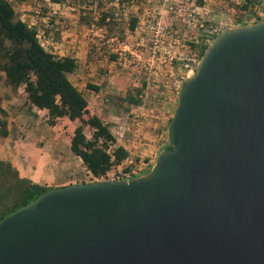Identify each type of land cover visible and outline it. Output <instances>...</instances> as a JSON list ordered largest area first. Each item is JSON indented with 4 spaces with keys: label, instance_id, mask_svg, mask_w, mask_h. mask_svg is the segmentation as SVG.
Here are the masks:
<instances>
[{
    "label": "water",
    "instance_id": "1",
    "mask_svg": "<svg viewBox=\"0 0 264 264\" xmlns=\"http://www.w3.org/2000/svg\"><path fill=\"white\" fill-rule=\"evenodd\" d=\"M146 173L52 187L0 220V264H264V19L220 32Z\"/></svg>",
    "mask_w": 264,
    "mask_h": 264
},
{
    "label": "rangeland",
    "instance_id": "2",
    "mask_svg": "<svg viewBox=\"0 0 264 264\" xmlns=\"http://www.w3.org/2000/svg\"><path fill=\"white\" fill-rule=\"evenodd\" d=\"M10 1L22 18L37 26L40 41L48 50H57L53 31L48 34L44 31L43 25L50 24L49 20L55 22L54 28L61 30L64 43L70 44L68 41L73 38L71 43L75 50L78 47L85 50L83 55L91 66L75 71L70 79L86 95L89 110L96 111L94 106H98L99 115L113 123L118 141L127 147L133 160L136 157L147 160L168 142L167 120L173 116L179 87L193 75L200 60L198 54L190 49L189 42L203 33L216 37L223 30L235 27L243 18L235 7V0H197L196 5L204 9L196 10L194 16L203 26L188 20L184 12L176 14L170 9L171 6L179 7L181 0H131L123 6L117 0H104V6L115 5V16L120 23L119 31L108 37V33L93 24L78 22L75 4L78 0L57 4L50 0ZM256 7L257 11L264 13V0H260ZM147 12L162 24L164 31L148 27ZM94 14L97 13L91 17L95 19ZM133 16L139 20L135 30L130 31L128 23ZM113 54L117 56L115 59H112ZM87 83L101 87L105 99L108 98L107 103H100L97 97L95 100L98 102L93 103L92 97L96 93L87 88ZM137 89L140 90L137 95L140 104H124L122 99L127 91L135 92ZM44 116V112L38 113L40 119ZM59 123V131L66 142L72 125L67 121L59 120ZM38 126L44 133L55 130L46 119L39 121ZM61 157L68 179L58 182L75 183L91 179L85 166L70 150L62 151Z\"/></svg>",
    "mask_w": 264,
    "mask_h": 264
},
{
    "label": "trees",
    "instance_id": "3",
    "mask_svg": "<svg viewBox=\"0 0 264 264\" xmlns=\"http://www.w3.org/2000/svg\"><path fill=\"white\" fill-rule=\"evenodd\" d=\"M50 1L57 4L65 0ZM78 1L75 4L80 24H93L108 33V37L119 31L115 5L104 6V0ZM117 2L123 6L131 0ZM257 3L260 0H235V7L243 17L236 26L263 20V13L257 11ZM93 13H97L94 14L95 19L91 17ZM138 20L137 16L130 18L128 30L134 31ZM49 21L50 24L43 25L45 33L52 30L55 39L60 40L61 30L53 27V20ZM214 38L215 35L203 33L189 42L190 49L200 59ZM116 57V54L112 55V59ZM77 68L73 56L58 55L42 44L37 26L22 18L10 0H0V72L4 74V82L14 89L23 86L27 104L44 110L47 124L55 125L62 117L80 121L70 137V150L80 158L87 173L91 175L89 181H95L113 167L126 166L128 161L137 163L139 159L136 157L133 160L127 147L118 142L112 122L95 113L90 114L86 95L70 79ZM86 86L98 94L100 103H107L108 98L105 99L101 87L91 83ZM139 93V89L135 92L127 91L122 102L127 105L140 104L137 96ZM171 118H168L167 126ZM8 123V113L0 105V135L9 134ZM164 147H170L168 142ZM50 188L21 176L9 160L0 159V220Z\"/></svg>",
    "mask_w": 264,
    "mask_h": 264
},
{
    "label": "crops",
    "instance_id": "4",
    "mask_svg": "<svg viewBox=\"0 0 264 264\" xmlns=\"http://www.w3.org/2000/svg\"><path fill=\"white\" fill-rule=\"evenodd\" d=\"M74 37V36H73ZM56 40L55 48L56 51H52L58 55H71L73 56L78 64L76 73L82 68L91 66L87 62L85 50H75L74 45L71 43L74 39L68 41L70 44L64 43L62 40ZM78 42H80L78 40ZM74 51V53H70ZM0 105L8 113V128L9 134L7 136L0 135V159L9 160L18 170L19 174L23 177L31 179L33 182L47 186V187H58L66 184V182H58L62 179L67 178V171L65 170V163L61 161L62 151L70 150V137L73 133L74 128L80 123L79 120H70L67 117L58 119L55 125H50L53 132L44 133L41 127L38 126V122L46 119L38 117L39 110L33 106H29L26 102V93L23 86H19L17 89L12 88L4 82V74L0 72ZM79 89L80 86L73 82ZM89 91V89H87ZM92 93V92H91ZM96 93L93 99V103L98 101ZM89 103V101H88ZM90 105L88 104V108ZM96 111L89 110L90 114L98 113V106H94ZM100 116V115H99ZM38 118L40 119L38 121ZM60 121L70 122L72 128L70 129V137L64 140L62 132L59 131ZM46 125V123H45ZM118 139V138H117ZM119 142V141H118ZM120 144H123L119 142ZM124 145V144H123ZM125 146V145H124ZM165 149H158V153ZM71 151V150H70ZM77 158V156H76ZM80 162V158H77ZM82 167V166H81ZM74 183V182H71ZM77 183V182H75Z\"/></svg>",
    "mask_w": 264,
    "mask_h": 264
},
{
    "label": "built area",
    "instance_id": "5",
    "mask_svg": "<svg viewBox=\"0 0 264 264\" xmlns=\"http://www.w3.org/2000/svg\"><path fill=\"white\" fill-rule=\"evenodd\" d=\"M197 0H181V5L179 7H173L171 6L170 9L176 13H185L188 15V20H192L194 22H197L200 26H203V23L200 22L198 19L195 18L194 12L196 10L204 9L203 7H200L196 5ZM148 18V27L150 29H157L158 31H164V27L159 21L153 20L151 18V14L149 12L146 13ZM263 19H264V13H263ZM158 155V151H156L154 154H151L147 160H139V162L135 163L133 161H128L126 166H117L110 169L105 175L97 178L95 181L100 180H129L131 178H134L136 176H140L144 173H146L150 168L153 166V164L156 161ZM130 164V165H129Z\"/></svg>",
    "mask_w": 264,
    "mask_h": 264
}]
</instances>
